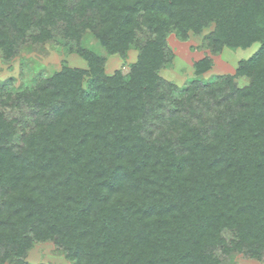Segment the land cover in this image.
Wrapping results in <instances>:
<instances>
[{
	"label": "trees",
	"instance_id": "1",
	"mask_svg": "<svg viewBox=\"0 0 264 264\" xmlns=\"http://www.w3.org/2000/svg\"><path fill=\"white\" fill-rule=\"evenodd\" d=\"M210 23L214 52L258 49L233 75L184 86L176 105L195 121L176 115L173 135L145 137L143 117L164 98L166 35L184 40ZM87 31L108 53L138 50L126 74L103 73V57L82 45ZM45 42L88 69L37 72L19 97L0 84V262L30 264L25 251L45 239L70 264H221L216 248L264 247V0H0L4 59ZM240 76L249 84L238 87ZM17 97L29 117L5 114ZM213 103L222 107L210 118Z\"/></svg>",
	"mask_w": 264,
	"mask_h": 264
},
{
	"label": "rangeland",
	"instance_id": "2",
	"mask_svg": "<svg viewBox=\"0 0 264 264\" xmlns=\"http://www.w3.org/2000/svg\"><path fill=\"white\" fill-rule=\"evenodd\" d=\"M213 28V23H210L199 34L190 33L184 40L179 39L174 32H169L166 35L170 59L168 65L157 71L159 78L163 81L159 91L162 92L164 98L160 101L162 104L158 108H156V102L153 99L149 115L143 117L144 127L141 132L145 137L173 135L172 130L168 129V124L176 115L195 121L196 116L191 115L186 110L187 108L185 109L182 104L176 105L177 101L186 95L183 91L184 86L190 83L192 79H197L198 85L201 86L222 76L233 75L239 66V62L248 59L259 47V42L254 41L247 47L230 48L225 45L219 51L214 52L207 45L206 40ZM82 45L103 57L104 64L100 69L104 74H111L116 70H121L123 74H126L130 64L134 63L138 56V50L132 47L123 56L119 53H108L90 31L84 33ZM204 58L209 60V67L197 75L195 64ZM63 67L88 69L86 60L77 52L69 51L63 46L59 47L51 42L25 46V49L20 50L10 59H4L0 52V84H5L12 91V95L18 96L17 93L29 85V81H35L36 78L33 76L37 75V72H40L43 77H47ZM86 78L84 79L86 80ZM85 80L82 81L83 86ZM234 81L238 87H242L248 85L250 80L240 76ZM168 85L171 86L169 90L170 100H167V92L165 91V89L168 90ZM18 97L11 99L8 108L3 106L5 114L7 113L9 116L14 114L22 118L29 117L27 104ZM16 101L19 103L14 104ZM192 106L200 107V103L193 99ZM221 107L222 105L213 103L211 108L205 109L203 112L211 118ZM195 110L197 109L195 108ZM221 234L230 247L233 241L237 240L234 231L231 229L225 228ZM4 248L0 246V256L3 255ZM215 254L221 258V264H264V247L253 255L250 254V250L245 244L239 249L231 247L227 253H222L219 248H216ZM10 257L5 258L0 264H16L17 257L12 258L11 255ZM22 257L25 262L30 264H70L71 262L70 258L66 257L63 248L49 239L32 242Z\"/></svg>",
	"mask_w": 264,
	"mask_h": 264
}]
</instances>
